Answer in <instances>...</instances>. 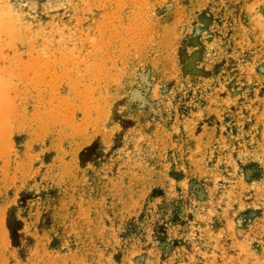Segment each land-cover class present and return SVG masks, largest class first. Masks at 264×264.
<instances>
[{
  "label": "rangeland",
  "instance_id": "374dc122",
  "mask_svg": "<svg viewBox=\"0 0 264 264\" xmlns=\"http://www.w3.org/2000/svg\"><path fill=\"white\" fill-rule=\"evenodd\" d=\"M0 264H264V0H0Z\"/></svg>",
  "mask_w": 264,
  "mask_h": 264
}]
</instances>
